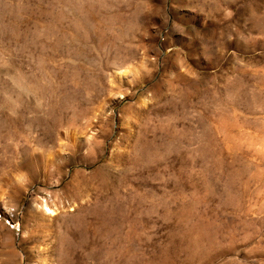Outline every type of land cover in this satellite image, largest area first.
<instances>
[{
  "label": "rangeland",
  "instance_id": "rangeland-1",
  "mask_svg": "<svg viewBox=\"0 0 264 264\" xmlns=\"http://www.w3.org/2000/svg\"><path fill=\"white\" fill-rule=\"evenodd\" d=\"M0 264H264V0H0Z\"/></svg>",
  "mask_w": 264,
  "mask_h": 264
},
{
  "label": "bare ground",
  "instance_id": "bare-ground-1",
  "mask_svg": "<svg viewBox=\"0 0 264 264\" xmlns=\"http://www.w3.org/2000/svg\"><path fill=\"white\" fill-rule=\"evenodd\" d=\"M45 203V202H44ZM48 210H51L50 208H48V206H47V203L44 205ZM46 209V210H47ZM53 213H54V211H53ZM51 214H52V212H51Z\"/></svg>",
  "mask_w": 264,
  "mask_h": 264
}]
</instances>
